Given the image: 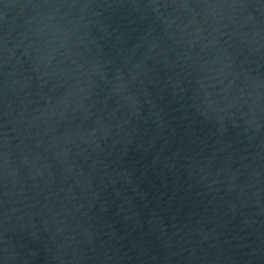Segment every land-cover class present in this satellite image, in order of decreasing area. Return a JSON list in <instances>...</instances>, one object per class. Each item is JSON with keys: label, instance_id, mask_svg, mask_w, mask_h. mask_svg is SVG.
Masks as SVG:
<instances>
[{"label": "water", "instance_id": "1", "mask_svg": "<svg viewBox=\"0 0 264 264\" xmlns=\"http://www.w3.org/2000/svg\"><path fill=\"white\" fill-rule=\"evenodd\" d=\"M0 264H264V0H0Z\"/></svg>", "mask_w": 264, "mask_h": 264}]
</instances>
